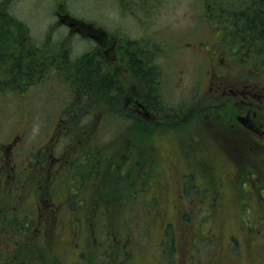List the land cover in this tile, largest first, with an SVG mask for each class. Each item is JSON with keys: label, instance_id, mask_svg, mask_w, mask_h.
Segmentation results:
<instances>
[{"label": "rangeland", "instance_id": "374dc122", "mask_svg": "<svg viewBox=\"0 0 264 264\" xmlns=\"http://www.w3.org/2000/svg\"><path fill=\"white\" fill-rule=\"evenodd\" d=\"M201 9L200 0H0V12L7 13L13 24H22L32 41L41 45L48 40L55 49L64 45L71 59L84 54L93 43L71 33L72 28L62 24L64 19L78 26L92 24L121 39L122 48L117 53L124 54V64L131 60L127 51L144 52L137 56L138 67L145 66L150 71V91L146 95L151 97L147 100L154 110L145 111V117L151 120L134 114L153 123L161 119L159 115L170 119L168 125L155 127L151 138L154 151L148 152L133 145L137 142L127 143L124 138L121 141L125 144L119 146V140L111 134L119 131L122 124L112 122L110 116L107 120L108 111L103 106L87 107L93 103L91 100L83 109L84 115L77 113L79 120L71 121L77 111L72 106L70 86L51 76L39 80L20 97H0V225L16 224L10 237L0 231V251L7 247L11 251L8 240L22 237L29 226L31 235L41 229L36 231L39 249L35 248L33 256L42 252L40 258L46 264H55V260L59 264H119L120 255L111 262L101 256L105 244L109 240L120 241L126 232H138L125 224L127 214L123 211L114 220L113 238L103 235L100 239L98 234L107 226V220L95 215L92 222L98 243L81 258L88 234L85 220L77 223L75 217L79 212L80 217L84 216L81 211L67 213V200L62 195L55 197L57 188L66 186L67 180L63 175L51 182L47 179L43 191L35 184L41 178L39 172L44 170L36 167L41 164L35 159L39 155L48 152L59 159L82 151L79 140L66 146L54 141L57 130L69 125L73 130H93L83 152L96 150L101 160L123 145L132 155L128 156L126 167L136 163L141 151L150 158L154 183L146 198H156L157 208L147 211L151 213L149 222L143 213L140 224L135 223L143 229L139 230L141 237L134 239L129 248V264H264L263 152L258 144H253L247 128L230 127L234 109L228 115H220L224 100L213 98L220 79L248 77L264 86V47L238 43L233 30L214 28V20L203 17ZM110 69L118 73L123 83L126 80L137 86L136 71L131 66L125 68L115 61ZM138 90L145 93L139 86ZM222 90L228 91L225 87ZM97 109L101 114L94 115ZM12 140L15 141L10 144ZM235 148L240 151L239 156L233 151ZM86 163L88 168L89 161ZM23 170L26 178L21 174ZM145 171H149L148 167ZM241 172L244 177L239 175ZM94 191L90 184L84 188L82 195L88 201L84 206H90ZM59 204L56 219L34 223L32 209L41 207L49 210L51 216L52 206ZM166 228L169 240H173V252L171 259L165 260L161 247L166 244ZM95 254L100 255L98 263Z\"/></svg>", "mask_w": 264, "mask_h": 264}, {"label": "trees", "instance_id": "16d2710c", "mask_svg": "<svg viewBox=\"0 0 264 264\" xmlns=\"http://www.w3.org/2000/svg\"><path fill=\"white\" fill-rule=\"evenodd\" d=\"M60 1L62 2V0H57V2ZM200 2L203 17L213 19L214 28L233 30L232 33L236 35L238 43H246L248 38L253 40L254 34H258L257 30H264V0H200ZM257 44L262 45L263 42L257 40ZM58 49L59 51H57ZM69 52L64 45L55 49V45L49 44L48 40H45L41 45H37L32 41L26 30H23L22 24H13L11 17L7 13L3 12L2 14L0 12V97L5 94H14L20 97L32 85L37 84L39 80L51 76L56 80L64 81L70 86L69 89H71L73 94V104H71L75 107V112L77 111L71 117V121H74L75 118L79 120L77 113L81 112L84 115L83 109L88 101L91 100L93 103L87 105V107L103 106L108 111L105 114L107 120L108 116H110L111 120H113L112 122L120 121L122 124L119 131L111 134L113 139L119 140V146L122 145L121 143L125 144L124 141H121L124 138L127 143L137 142V144L134 143L133 145L143 147L148 152L151 149V152H153L154 147L151 138L155 127L168 125L170 119L159 115V113L160 120H155L154 123L153 121L146 122L138 117V115L145 117L144 114L138 113V115H135L124 109V104L121 105L120 109L118 103L127 96L124 90L125 87H119L121 92L118 93V87L115 85L112 75L102 72L98 73L99 69L94 66V63L87 65V60L89 59L87 55L83 54L71 59ZM139 63L136 62V65L132 66L133 69L139 73L143 70L145 74V69L148 70L147 67L144 66L143 69H139ZM128 64L130 66V63ZM88 78L95 84L92 91H90L92 95H88V90H86ZM91 113L92 111L90 110L88 114L90 115ZM99 114H101L99 109L94 111V115ZM145 119L151 120L147 117ZM63 121H66L65 116H63ZM123 125L125 126L124 129ZM67 126L69 125L57 130L54 141L62 142L66 146L75 145L76 141L79 140L82 151L78 153L79 155L76 152H71V156H61L59 159L48 152L35 158L37 159L36 161H41V164L36 167H43L44 169L39 172L41 178L35 180L36 187L43 191L47 186L45 180L48 179V182H51L56 176L63 175V178L67 180L66 186L57 188L55 197L62 195L67 200V208H65L67 213L81 211L84 216V218L80 217L79 212L75 217L77 223L82 222L83 219L85 220V232L88 234L85 238L86 249L80 252L81 258L88 255L93 245L98 243L97 232L93 231L92 217L96 215L107 220V226L102 227L98 237L102 239L104 235L105 237L113 238L116 230L114 220L124 211L127 214V222L125 224L132 226L138 232L133 235L126 232L125 237L120 241L109 240L105 244V252L101 256L111 262L114 256L120 255L121 261L119 264H129L128 261H130L131 257L129 248L134 239L137 240L141 237L139 230L143 229V226H136L137 224L135 223L138 222L140 224L143 216H146L147 222H149L151 213L147 211L157 208L156 198L153 196L146 198L148 189L154 183L152 181L150 158L146 157L145 153L141 151L138 154L136 163L126 167L128 156L131 157L132 155L131 150L126 148L127 145H123L122 149L118 148L112 155L101 160L100 153L96 150L95 153L87 150L83 152L86 139L90 133H93V130L90 132L83 128L73 130L70 129L72 126ZM124 132L127 136L123 134ZM14 141L12 140L10 144H13ZM105 145H108V143L106 142ZM86 156L87 158H84ZM35 159L32 161L35 162ZM87 160L89 161L88 168L85 165ZM147 167L149 171H145ZM152 167H156L154 161ZM21 174L25 178L27 177L24 175L26 174L24 170ZM185 177L188 178L187 176ZM88 184L92 185L95 191L94 195L89 199L90 206L87 205L86 207L84 205L88 201L82 194ZM59 206L61 204L52 206L53 212L51 216L49 215L51 213L49 210L41 207L32 209L34 223L50 217L56 219V212ZM143 213L146 214L141 216ZM46 214L49 216H46ZM146 218L143 219L146 220ZM14 226H16L14 222L9 227L0 225V231H6V236L10 237L8 234ZM28 227H25L22 237L18 239L17 237H11L8 240L9 243H12V249L10 251L7 247L6 250L0 251V264H46L40 258L43 256L42 252L37 257L33 256L35 248L39 249L37 239L39 235L36 231L41 229L38 228L35 231V235H31V232L27 231ZM31 227L30 225V229ZM163 235L166 237V244L164 243L161 247L162 258L165 260L171 259L173 252L171 243L173 240L171 238L169 240L167 228ZM99 256L97 254L94 255L95 263H98ZM53 263L59 264V260H55Z\"/></svg>", "mask_w": 264, "mask_h": 264}, {"label": "flooded vegetation", "instance_id": "af4514ba", "mask_svg": "<svg viewBox=\"0 0 264 264\" xmlns=\"http://www.w3.org/2000/svg\"><path fill=\"white\" fill-rule=\"evenodd\" d=\"M58 14L62 15V13L59 12ZM62 17L64 18L63 15ZM62 22V24L72 28L70 30L71 33L79 35L83 37V39H87V42L89 41L93 43V45L87 48V51L84 53V55H87L89 58L87 60V65L94 63V66H97L99 69L98 73L102 72L107 75H112L114 77V83L118 87V93L121 92L119 87H125L124 90L126 91L125 94L127 96H125L123 100L121 99L122 101L118 103L120 109L121 105L124 104V109L132 112L133 114H138L140 112L145 114V111L150 112L149 108L154 110L152 102L147 100L151 98L150 96H147L150 91L151 83L149 80L151 76L149 70H146L145 74L144 72H136L137 74L135 73L136 80L134 79V85L137 86H133L129 85L126 80L125 83H123L118 73L110 69V65L114 64L115 61L120 62V65H125V68L129 66L128 62L126 64L123 63L125 57L124 54L121 52L119 54L117 53V50L122 48L121 39H117L116 37L109 35L107 32L106 34L105 31H102L97 27L95 28L92 24L85 25L80 23V26H78L71 23L69 24L65 19ZM257 32L258 34H254L253 40L251 38L247 39L246 45L262 49V46L264 47V30H257ZM257 40H261L263 44H257ZM127 52L133 60V62L132 60L129 61L130 66L133 69L132 66H135L136 62H140V59L137 58V56L143 55L144 52H140L139 49H132ZM147 53L148 52H146V54ZM146 62L149 61L146 60ZM113 67L114 65L112 68ZM243 79L245 80L240 78L228 80L220 79L217 81L218 85H216V94H214L213 98L215 101H217V99L224 100L223 104L225 105V108H223L222 111H219L221 112L220 115H228V113L234 109L235 112L232 115L230 127L238 125V127L248 129L247 133L251 141L253 144H258L259 147L257 148L263 152L261 160L264 162V86H261L260 81L255 82L248 77H244ZM94 85L93 81H90L88 78L86 90H88V92L92 91ZM138 86L140 89H143L145 93L140 94V90H138V93ZM222 87L227 88L228 91L224 92ZM233 151L236 155L240 153L237 148ZM235 175H238V173ZM239 175L243 177L245 176L244 172H241ZM262 187L264 188V184Z\"/></svg>", "mask_w": 264, "mask_h": 264}]
</instances>
